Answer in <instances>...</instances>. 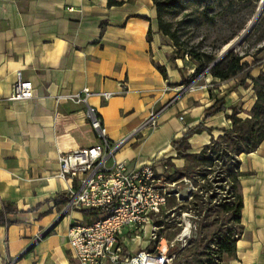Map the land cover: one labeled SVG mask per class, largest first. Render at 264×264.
Returning a JSON list of instances; mask_svg holds the SVG:
<instances>
[{"label": "crops", "instance_id": "crops-1", "mask_svg": "<svg viewBox=\"0 0 264 264\" xmlns=\"http://www.w3.org/2000/svg\"><path fill=\"white\" fill-rule=\"evenodd\" d=\"M115 1L121 5L0 0V208L8 204L17 211L0 226V264H76L67 231L89 224L95 214L69 208L79 184L57 176L58 157L100 143L88 107L102 120L107 139L119 145L108 165L123 161L134 170L155 161L159 167L166 159L184 167L173 141L200 123L217 138L231 126L230 107L242 106L239 117L246 118L255 103L250 80L242 87L237 79L221 82L206 75L197 83L190 76L194 64L189 71L188 61L173 60L152 0ZM260 72L264 63L251 75ZM18 76L31 82L32 99L8 100ZM83 89L92 93L87 104L67 99ZM105 93L111 95L107 100L100 96ZM222 97L226 111L204 118L205 109ZM152 116L156 126L146 127ZM210 139L207 132L194 135L190 151L198 153ZM240 171L243 229L235 257L223 264H264V141L240 157ZM150 223L142 225L138 239L122 229L118 242L125 253L138 248L156 253L159 245L168 246L165 239L151 240Z\"/></svg>", "mask_w": 264, "mask_h": 264}, {"label": "trees", "instance_id": "trees-1", "mask_svg": "<svg viewBox=\"0 0 264 264\" xmlns=\"http://www.w3.org/2000/svg\"><path fill=\"white\" fill-rule=\"evenodd\" d=\"M152 2L157 12L158 30L172 43L173 60L185 57L192 60L196 66L194 77L206 72L204 76L210 75L221 82L237 79L242 87L248 85L247 80L252 82L256 100L247 112L248 117H239V114L244 112L242 108L230 107L231 114L226 118L230 120L231 126L222 129V134L217 138L211 135L213 130L202 123L188 129L180 139L171 144L172 150L176 152V158L183 159L185 166L178 168L170 159L162 160L159 162L161 173L156 175L161 188L165 190L170 185L184 180L192 183L197 192L192 194L191 209L196 214L198 223L195 236L187 240L183 248H180L178 241L170 243V239L179 235L182 230V222L170 218L174 216L177 208H181V203H177L176 198L166 190L168 195L165 197V205L158 214L151 215L153 225L157 229L154 243H159L162 239L168 242V255L173 256L172 264H223L224 261L235 257L236 243L243 229L240 178L244 173L240 171V157L256 151L264 141V72L252 77V69L242 62L248 53L240 55L232 50L211 66L218 58L219 50L202 51L185 46L179 39L177 29L165 18L171 10L177 7L185 8L186 5L180 0ZM120 5V2L108 0L109 7ZM206 17L209 20L213 19L207 13ZM158 70L165 77L163 68L158 67ZM225 103L224 97L215 98L213 104L205 109L204 118L225 112L227 109ZM203 132L211 136L210 142L198 153H192L189 139ZM16 212L11 205H2L0 226L7 224L8 216ZM171 229L174 230L173 234L167 235V230Z\"/></svg>", "mask_w": 264, "mask_h": 264}, {"label": "built area", "instance_id": "built-area-1", "mask_svg": "<svg viewBox=\"0 0 264 264\" xmlns=\"http://www.w3.org/2000/svg\"><path fill=\"white\" fill-rule=\"evenodd\" d=\"M184 59L187 61V57ZM91 95L88 89H83L67 99L87 104ZM33 96L31 82L23 81L18 76L8 100L27 101ZM100 96L107 100L111 95L105 93ZM87 118L100 143L58 157L57 176L77 180L79 184L78 191L71 192L69 208L95 214L89 224H75L67 231L68 246L76 264H172L173 256L168 255V246L159 245L156 253L139 248L125 253L118 242V235L125 227L131 229L135 239H138L143 231L142 225L151 224V215L158 214L165 205L168 194L156 179L161 167L156 165V161L134 170H130L123 161L114 160L108 165V160L113 158L119 145L107 139L102 120L90 107L87 109ZM155 126L152 116L146 127ZM156 230L153 225V242L157 238ZM186 237L189 235L181 234L177 238L180 248L185 246Z\"/></svg>", "mask_w": 264, "mask_h": 264}, {"label": "rangeland", "instance_id": "rangeland-1", "mask_svg": "<svg viewBox=\"0 0 264 264\" xmlns=\"http://www.w3.org/2000/svg\"><path fill=\"white\" fill-rule=\"evenodd\" d=\"M180 1L186 5L185 8L177 7L165 17L177 29L180 41L185 46L195 50L211 52L219 50L218 54L228 45L235 43L244 34L261 7V0L259 2H254L253 0ZM206 13L213 19L209 20L206 17ZM229 39L231 40L226 45H223ZM263 46L264 5L252 28L232 51L240 55L248 53V56L242 62L253 69L264 63ZM187 61L189 62H187L189 65L187 66L188 70L192 71L193 68L190 63H194L188 57ZM192 73L190 76L194 77L195 71ZM203 77V73L195 77L197 78V83L201 82ZM215 91L219 90L215 88ZM247 102L250 103V97ZM235 107L237 109L242 108V106L237 105ZM166 190L176 198L177 203H181V208H177L174 216L172 215L170 218L180 220L182 222V230L179 235L170 239V243L177 242V238L182 234L187 224L189 225V233L187 234L189 237H186V241L192 239L196 234L198 218L191 209V202L192 194L197 192V189L193 187L191 182L184 180L170 185ZM173 232L174 230L172 229L167 230V235H171Z\"/></svg>", "mask_w": 264, "mask_h": 264}, {"label": "water", "instance_id": "water-1", "mask_svg": "<svg viewBox=\"0 0 264 264\" xmlns=\"http://www.w3.org/2000/svg\"><path fill=\"white\" fill-rule=\"evenodd\" d=\"M264 5V0H261V7L256 15V17L254 18V20L252 21V23L249 25V27L246 29V31L244 32V34L232 45H228L227 47H225L219 54L218 58L216 59V61L211 65L213 66L215 63H217L224 55H226L229 51H231L238 43L239 41L249 32V30L252 28V26L254 25V23L256 22V20L258 19V16L262 10V7ZM206 74V72L203 73V76ZM46 233H44L42 235V237L45 235ZM37 242L35 241L33 245H35Z\"/></svg>", "mask_w": 264, "mask_h": 264}, {"label": "bare ground", "instance_id": "bare-ground-1", "mask_svg": "<svg viewBox=\"0 0 264 264\" xmlns=\"http://www.w3.org/2000/svg\"><path fill=\"white\" fill-rule=\"evenodd\" d=\"M189 233V225L187 224L186 228L182 232V235H187Z\"/></svg>", "mask_w": 264, "mask_h": 264}]
</instances>
